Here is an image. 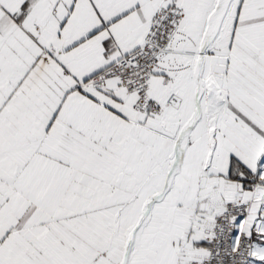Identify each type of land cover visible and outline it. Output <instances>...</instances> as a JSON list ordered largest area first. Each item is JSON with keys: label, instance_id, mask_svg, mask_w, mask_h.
I'll list each match as a JSON object with an SVG mask.
<instances>
[{"label": "snow or ice", "instance_id": "1", "mask_svg": "<svg viewBox=\"0 0 264 264\" xmlns=\"http://www.w3.org/2000/svg\"><path fill=\"white\" fill-rule=\"evenodd\" d=\"M0 264H264V0H0Z\"/></svg>", "mask_w": 264, "mask_h": 264}]
</instances>
